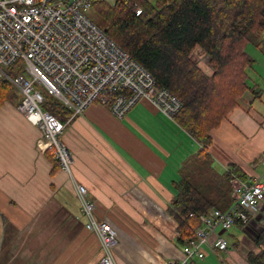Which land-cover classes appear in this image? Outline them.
I'll return each mask as SVG.
<instances>
[{
  "label": "crops",
  "instance_id": "1",
  "mask_svg": "<svg viewBox=\"0 0 264 264\" xmlns=\"http://www.w3.org/2000/svg\"><path fill=\"white\" fill-rule=\"evenodd\" d=\"M193 59L211 73L201 50H195ZM256 100L245 93L210 132L207 145L215 168L231 173L230 167L236 166L245 175L241 179L234 174L241 180L264 173V115L254 109ZM17 105L8 102L0 109V264L99 261L100 243L85 229L88 219L79 210L72 180L86 188L98 221L123 230L124 240L113 251L116 264H169L179 254L185 243L176 242L177 224L167 207L176 195L182 163L201 145L148 102L138 103L121 119L93 104L70 120L61 137L73 156L71 178L61 169L50 175L51 162L36 147L40 133ZM173 155L176 165L168 164ZM262 206L264 211V202ZM245 231L236 224L223 234L233 239L227 250L208 253L226 255V264H248L241 243L253 247L247 237L254 233ZM34 233L40 247L33 249ZM6 238L12 240L9 246ZM17 239H24L26 246L14 243ZM74 255L76 261L70 262Z\"/></svg>",
  "mask_w": 264,
  "mask_h": 264
},
{
  "label": "built area",
  "instance_id": "2",
  "mask_svg": "<svg viewBox=\"0 0 264 264\" xmlns=\"http://www.w3.org/2000/svg\"><path fill=\"white\" fill-rule=\"evenodd\" d=\"M93 1L0 0V80L20 95L17 111L40 133L36 147L50 151L70 177L73 156L61 137L66 124L89 106H102L121 119L145 101L172 121L181 107L90 18ZM97 1L132 4L136 16L143 12L138 0ZM45 95L71 112L66 124L43 111ZM261 163L264 165V157ZM263 176L241 180L231 174V206L225 211L211 208L200 215L194 237L170 257L169 264H199L210 250H227L223 234L236 224L244 230L263 225ZM72 182L79 210L88 219L85 229L101 246L96 264H114L111 251L119 244L120 232L107 221L96 219V205L88 199L86 188Z\"/></svg>",
  "mask_w": 264,
  "mask_h": 264
},
{
  "label": "trees",
  "instance_id": "3",
  "mask_svg": "<svg viewBox=\"0 0 264 264\" xmlns=\"http://www.w3.org/2000/svg\"><path fill=\"white\" fill-rule=\"evenodd\" d=\"M138 2L143 9L139 16L132 4L124 2L95 0L92 12L104 25L108 38L154 78L157 88L167 90L180 102L173 121L201 145L182 163L180 181L174 183L176 195L167 207L177 224L176 242L183 245L194 237L200 215L211 208L225 211L231 206V174L245 179L236 166L230 167L231 173L219 172L207 145L210 132L220 126L245 93L254 99L260 96L247 72L255 60L245 48L249 41L264 36V0ZM196 49L207 57L210 74L193 59ZM11 88L0 80V109L14 101ZM42 109L64 124L71 117L69 110L48 95ZM45 154L52 165L50 175H54L60 166L50 151ZM247 239L259 249L245 252L247 263L264 264V229Z\"/></svg>",
  "mask_w": 264,
  "mask_h": 264
},
{
  "label": "rangeland",
  "instance_id": "4",
  "mask_svg": "<svg viewBox=\"0 0 264 264\" xmlns=\"http://www.w3.org/2000/svg\"><path fill=\"white\" fill-rule=\"evenodd\" d=\"M108 4H110V3H108ZM89 15H90V18L94 22H96V24L98 26H100L102 29L105 30L104 25L102 23L99 24L100 21H99L98 17L93 14L92 10L90 11ZM245 49L247 50L248 54H250L251 57L255 60L254 64L252 65V68H249L247 70L248 75L250 77V83H251V85L252 84H256L257 85V88H258V90L260 92L259 98H257V100L255 101L254 109L256 111H259V112L261 111L260 113L262 115H264V36H262L259 40L249 41L246 44V48ZM12 91H13V94H14V97H15V99H14V101L12 103L15 104L18 101H20V95L16 91H14L13 89H12ZM176 162H177V156L173 155L169 159L168 164H170V165H176ZM71 168H72V166H71ZM71 215L74 218H76V216L73 213H71ZM33 226H34V224H33ZM39 226L42 229H44V224H39ZM262 228L264 229V224L263 225H260L259 228L258 227H255V226H252V227L248 228L245 232H247L249 230V231H252L253 233H256V232H259ZM6 230H9V228H7ZM122 231L123 230L120 231L121 237L123 236V232ZM233 231L234 230H232V232ZM32 232H34V231H32ZM6 239H7L6 240V244H7L6 246H9L10 243L12 242V240L10 238H6ZM41 240L43 241V238H41ZM122 240H124V239H120L119 243H121ZM227 240H228L229 245H231V243L233 242L232 241L233 239H231V238L228 237ZM28 241L30 242L31 240H28ZM55 241H56V239L53 240V242H55ZM2 242H3V239H2ZM14 243H17L20 247H23V246L25 247L26 246V242H25L24 239L14 240ZM241 245H242L241 246V249H242L243 253H245L247 251L257 252V250L254 247L248 246L247 243L246 244L241 243ZM37 247H40V244L38 243V239H36V235L34 233V235H32V248L34 249V248H37ZM115 248H113L112 251H111L112 252V256H113V251H114ZM75 252H77V251L75 250ZM208 254L209 255L206 257V259L204 260V262L202 264H226L225 263V261H226V255L219 254V257L217 258L212 253H208ZM54 256H58V255H55L54 254ZM113 260H114V256H113ZM75 261H76V257L74 255V257L70 260V262H75ZM114 264H116L115 263V260H114Z\"/></svg>",
  "mask_w": 264,
  "mask_h": 264
}]
</instances>
